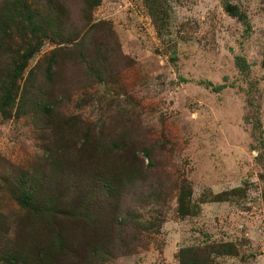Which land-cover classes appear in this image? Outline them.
Returning <instances> with one entry per match:
<instances>
[{
	"label": "rangeland",
	"instance_id": "obj_1",
	"mask_svg": "<svg viewBox=\"0 0 264 264\" xmlns=\"http://www.w3.org/2000/svg\"><path fill=\"white\" fill-rule=\"evenodd\" d=\"M27 9L65 36L21 85L68 62L52 120L0 112V264H264V0H0L2 76Z\"/></svg>",
	"mask_w": 264,
	"mask_h": 264
},
{
	"label": "trees",
	"instance_id": "obj_2",
	"mask_svg": "<svg viewBox=\"0 0 264 264\" xmlns=\"http://www.w3.org/2000/svg\"><path fill=\"white\" fill-rule=\"evenodd\" d=\"M33 10L27 9L26 14H27V30L29 31L30 36L26 39V46L23 48L24 51L23 53H18L17 58L13 61L12 65L10 67H13L12 69L7 67L6 73L0 75V112L6 113V107L11 106L16 102V105H19V109L17 110V115L19 113H26L28 111H31L28 106L31 102H33V107L35 110V113H38L40 115H47V119L52 120L51 114L56 113L55 107H54V101H53V95L54 92L51 88V84L53 83L54 80H57L58 73L55 71H52L51 66L53 64H57L59 60L63 62H68L65 57H61L59 59L56 58V54L51 52L50 55L46 57H42L38 62L35 64V67L32 69H29L28 74L24 80V82L20 83L22 77V73L27 67V61L33 56L35 51L37 50L39 46V40L38 38L40 36H46L47 33H52L54 38H57L58 40L62 41L64 40V30H59L56 28L55 24L53 22L55 19H57V16L54 18H49V19H39L35 20L33 14ZM73 32L70 30L69 34H72ZM71 40L69 36H66L65 42ZM77 45L83 50H85V46L83 45L82 41L80 40ZM59 51V50H58ZM61 51V49H60ZM93 53L97 51V47L93 48ZM57 53V52H56ZM65 59V60H64ZM45 64V66L43 65ZM51 68V69H50ZM2 76V77H1ZM44 77V81L47 83L46 85L39 84L40 89L39 93H29L32 91V89H39V87L36 85L37 79H41ZM28 86V90H25L24 87ZM43 91V92H42ZM46 94V95H45ZM84 137L86 138L87 135L84 134ZM83 144V143H82ZM68 148V146H66ZM114 185L113 183H109V188L111 190H114L113 188ZM186 193V189L182 187L180 189V196L183 193ZM180 207L179 211L182 214H188L189 212L186 211L185 206H184V200H185V195L180 197ZM263 201H264V195H263ZM30 203H32L30 201ZM26 208H29V206H25ZM77 209H83V207H76ZM86 208V207H85ZM34 209V208H33ZM38 216V215H37ZM38 219H41V217L38 216ZM59 243L57 241H52L50 245L46 246V248H40L39 250L40 253H37V258L32 257L30 255H25L21 252H15L13 255H10L12 260L15 262H20L21 264H46L47 262H50V264H53V261L55 259L56 255V250L57 246ZM223 246H229L232 248V244H227L224 243L222 244ZM221 245V246H222ZM231 250V249H230ZM55 254V255H53ZM9 260V259H7ZM63 263L64 261L58 262L56 260L55 264L58 263ZM70 263V262H69ZM7 264H14L12 262H8Z\"/></svg>",
	"mask_w": 264,
	"mask_h": 264
}]
</instances>
